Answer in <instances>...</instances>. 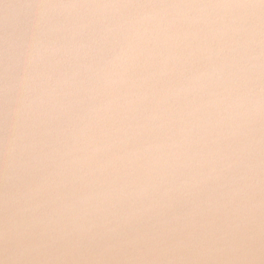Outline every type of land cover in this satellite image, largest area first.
I'll return each mask as SVG.
<instances>
[{
    "label": "water",
    "instance_id": "1",
    "mask_svg": "<svg viewBox=\"0 0 264 264\" xmlns=\"http://www.w3.org/2000/svg\"><path fill=\"white\" fill-rule=\"evenodd\" d=\"M0 264H264L261 0H0Z\"/></svg>",
    "mask_w": 264,
    "mask_h": 264
},
{
    "label": "clouds",
    "instance_id": "2",
    "mask_svg": "<svg viewBox=\"0 0 264 264\" xmlns=\"http://www.w3.org/2000/svg\"><path fill=\"white\" fill-rule=\"evenodd\" d=\"M47 7V6H45ZM146 15H152V13H147ZM41 24H45L46 21L44 19V15L43 13L41 14V21H40ZM44 41L41 40L39 37H35L34 38V41L32 43V45L30 46L31 50L34 52V53H39L41 49L44 48Z\"/></svg>",
    "mask_w": 264,
    "mask_h": 264
},
{
    "label": "snow or ice",
    "instance_id": "3",
    "mask_svg": "<svg viewBox=\"0 0 264 264\" xmlns=\"http://www.w3.org/2000/svg\"><path fill=\"white\" fill-rule=\"evenodd\" d=\"M262 4H264V0H261Z\"/></svg>",
    "mask_w": 264,
    "mask_h": 264
}]
</instances>
